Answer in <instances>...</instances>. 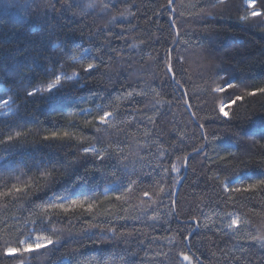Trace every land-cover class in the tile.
I'll use <instances>...</instances> for the list:
<instances>
[{
	"label": "trees",
	"instance_id": "1",
	"mask_svg": "<svg viewBox=\"0 0 264 264\" xmlns=\"http://www.w3.org/2000/svg\"><path fill=\"white\" fill-rule=\"evenodd\" d=\"M84 2L12 0L9 10L0 7V88L16 98L13 113L0 118V139L21 133L0 143V185L10 187L20 173L31 185L23 199L0 198V237L15 240L18 221L34 218L56 195L71 196L85 208L50 210L48 234L58 243L26 255V264H181V251L201 264H264V246L252 239L264 234V191L227 193L220 184L243 188L264 179V93L248 95L264 88V17L242 20L251 11L245 0L215 7V0H174L175 12L167 0H96L86 12L76 6ZM104 3L109 9L101 11ZM71 54H83L82 62ZM177 55L195 117L165 72V61ZM88 63L97 67L86 72ZM74 72L78 78L59 90L27 95ZM226 82L236 87L209 90ZM237 95L244 99L230 104ZM221 104L231 120L219 114ZM101 110L117 114L111 127L95 119ZM65 132L69 138L45 139ZM89 146L107 149L105 158L84 154ZM190 155L175 200L186 173L176 156ZM125 156L129 170L119 171ZM172 163L180 173L165 174ZM161 181L172 195L148 208L159 215L152 221L142 193L158 191ZM228 213L249 223L234 231ZM0 264L17 260L0 254Z\"/></svg>",
	"mask_w": 264,
	"mask_h": 264
},
{
	"label": "snow or ice",
	"instance_id": "2",
	"mask_svg": "<svg viewBox=\"0 0 264 264\" xmlns=\"http://www.w3.org/2000/svg\"><path fill=\"white\" fill-rule=\"evenodd\" d=\"M226 0H215V3L212 5V7L217 6L218 4L225 3ZM248 8L251 9V11L247 14H245L243 17H241L242 20L248 21L250 18H257V17H264V11L261 9H264V0H246ZM259 4V7H258ZM12 6V0H4V3L0 4V7L4 8L5 11L9 10V8ZM77 7H81L82 11H88L91 9H96L98 7V4L96 3V0H85V2L81 4H77ZM28 7H31L29 5ZM101 11H106L109 9V4L104 3L99 5ZM165 7L170 12H175L176 9L174 7V0H167V5ZM113 19H116L113 17ZM172 25L174 26V30L176 31V34L179 35V29L175 28V19H172ZM169 57H171V50H169ZM71 59L77 63H81L83 59V54L77 55V54H71ZM175 65V67H174ZM184 65V57L182 55H177L175 57V60L169 58L165 61V72L166 75L169 77V82L171 84L173 94L179 92L181 93V99H183L186 109H191L192 105L189 103L187 96H188V89L185 86L184 76H185V69L183 67ZM95 67H97L96 64L88 63L87 67L84 69L86 72L92 71ZM79 76V73L74 72L72 75H68L67 73H61L60 75H56L55 78L47 84L46 88H37L34 91L27 92L28 96H34L38 92L48 91L52 92L53 90H59L60 87L63 86L65 82L73 81L77 79ZM213 83H215V79H213ZM236 87V85L232 82H226L224 86H216L211 87L209 86V90L213 93L218 92H224L227 89H231ZM11 89H5L3 90V94L0 95V109H4V114H10L12 110V106L16 104V98L9 95V92ZM152 92H155V89H151ZM259 93H264V88L256 89L255 91H251L248 93L250 96H255ZM146 94V93H145ZM129 96H132V93H128ZM156 95H159V93H156ZM7 96L5 99L4 97ZM244 97L237 95L235 96V99L230 101V104H235L237 101L243 100ZM159 103V101H157ZM155 107V105H153ZM193 117H195L196 113L191 112L190 113ZM219 114L223 117L227 118L228 120L232 119V116L229 115L228 111H225V105L221 104L219 106ZM117 114L114 111H104L101 110V114L97 115L95 118L99 125H105L111 127L113 125V122L117 119ZM201 128L204 127L203 124L199 125ZM97 132L101 131L100 127L96 128ZM264 132V130H262ZM21 135L20 132L15 133V137L9 133L6 136V139H0V143H6L11 142L14 138H19ZM69 138V134L65 132L62 136L58 133H53L51 136H46V140L51 139H65ZM98 143H103L102 140H98ZM146 147V146H145ZM108 148H111V142L108 144ZM176 151H179V146L177 145ZM84 154H94L97 156L98 159L103 160L105 158V154L107 152V149L105 148H97L94 146L85 147L83 149ZM161 156L164 155V152L162 151L160 153ZM128 157L125 156L123 158L118 157L119 160V171L127 172L129 170V164L124 163V160H127ZM143 159L142 157L140 158ZM176 160L182 162V166H187V157H180L176 156ZM130 163H135L130 161ZM181 168L177 166L176 163H172L170 166V169L167 167L162 168V171L165 174H168L169 172H175L180 173ZM43 175H47V173H44ZM113 175H116V172L113 173ZM24 176L23 173H20L13 177V179L16 181V183H12L9 187L8 184L0 185V198L2 197H10L13 200H20L27 196L28 191L30 190V183L27 181L22 182V177ZM216 179H219V177H216ZM243 181L241 180V183ZM136 183L135 180L130 181L129 185L124 189L125 192L131 193L132 192V185ZM220 184L224 190V192L231 193V192H254L257 189L260 191H264V179L259 180L258 182L248 184L246 187H230L231 181L225 179L220 180ZM161 194H164L165 196L171 197L172 193L171 190H169L167 193L165 192V187L162 184L159 186L158 191H144L142 193L143 196L150 198V204H148L147 207L142 208V211L145 215L148 216V219L152 221H156L159 219L158 213L153 209L152 213L149 215L148 208L151 207L152 204H156L158 201L160 203H163V198L161 197ZM155 197V198H153ZM116 199L119 200L120 196H116ZM147 202L142 201V204H146ZM176 201L173 199L172 204L175 205ZM67 204V206H66ZM91 205H88L87 210H91ZM85 205L82 201L73 199L71 196H60L56 195L52 201H49L46 206L41 207L40 213H33L34 218H28L25 220L18 221L15 228L18 233L15 240H10L5 237H0V254H2L5 257H16L17 264H26L25 256L31 255V254H40L41 249H49V246H52L58 241H54L51 238V235L48 234L50 231V225L52 217L47 215V213L50 210L60 209L64 213H68L70 211H75L76 209H84ZM228 216L230 218V223L228 224V228L233 229L234 231L238 230L241 226V223L247 225L249 223V220L245 219L241 221V218L239 216L233 217L232 213H228ZM139 219V217H137ZM198 223V221H197ZM13 228L12 225H8L6 222L4 223L3 230L4 231H10ZM113 233H115L116 229L113 228L111 230ZM185 240L188 239V237L184 238ZM253 240H257L261 243L262 246H264V234L256 235L252 237ZM172 242V241H170ZM15 245V246H13ZM178 259H180L181 264H184V262H187V264H201L199 261V258H194V254H189L184 251H181L177 254ZM59 264H73V260L71 258H64L61 261H59Z\"/></svg>",
	"mask_w": 264,
	"mask_h": 264
},
{
	"label": "water",
	"instance_id": "3",
	"mask_svg": "<svg viewBox=\"0 0 264 264\" xmlns=\"http://www.w3.org/2000/svg\"><path fill=\"white\" fill-rule=\"evenodd\" d=\"M189 111H190V113L192 112L191 109H190ZM202 151H204V149L201 150V151H198V152H196V153H199V152H202ZM191 156H192V155H190V156L188 157L187 161L189 160V158H190ZM187 171H188V163H187V166H186V173H185L184 177L181 179V181L179 182V185H178V187H177V189H176L175 200L177 199V196H178V193H179V189H180V185H181V183L183 182V180L185 179V177H186V175H187Z\"/></svg>",
	"mask_w": 264,
	"mask_h": 264
},
{
	"label": "rangeland",
	"instance_id": "4",
	"mask_svg": "<svg viewBox=\"0 0 264 264\" xmlns=\"http://www.w3.org/2000/svg\"><path fill=\"white\" fill-rule=\"evenodd\" d=\"M245 4H246V6L248 7L246 0H245ZM3 90H5V89H4L3 87H1V88H0V92H3ZM13 110H14V109L12 108L10 114H4V113H5V110H4V109H1V111H0V118L10 116V115L13 113Z\"/></svg>",
	"mask_w": 264,
	"mask_h": 264
}]
</instances>
